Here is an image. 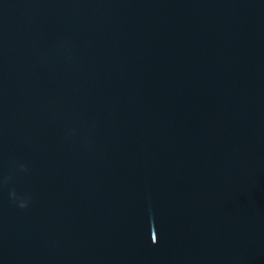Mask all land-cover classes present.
<instances>
[{
    "label": "water",
    "instance_id": "95a60500",
    "mask_svg": "<svg viewBox=\"0 0 264 264\" xmlns=\"http://www.w3.org/2000/svg\"><path fill=\"white\" fill-rule=\"evenodd\" d=\"M0 264H264V0H0Z\"/></svg>",
    "mask_w": 264,
    "mask_h": 264
}]
</instances>
